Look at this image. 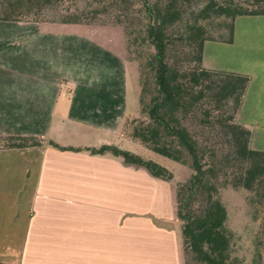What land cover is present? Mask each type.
Listing matches in <instances>:
<instances>
[{
    "label": "crops",
    "instance_id": "crops-1",
    "mask_svg": "<svg viewBox=\"0 0 264 264\" xmlns=\"http://www.w3.org/2000/svg\"><path fill=\"white\" fill-rule=\"evenodd\" d=\"M115 27L0 19V134L39 140L0 146L2 263L181 264L166 180L109 152L47 143L136 152L120 133L137 85ZM201 62L249 75L234 118L264 149V13L235 15L231 40L205 39Z\"/></svg>",
    "mask_w": 264,
    "mask_h": 264
},
{
    "label": "trees",
    "instance_id": "trees-1",
    "mask_svg": "<svg viewBox=\"0 0 264 264\" xmlns=\"http://www.w3.org/2000/svg\"><path fill=\"white\" fill-rule=\"evenodd\" d=\"M58 1L0 0V19H41L40 12ZM189 2L82 0L78 5L58 6L56 20L92 22L100 13L113 11V21L122 27L123 47L136 60L138 70L137 111L123 118L120 133L191 170L173 186L181 264H236L233 233L226 226L218 190L225 185L244 188L249 205L263 212L264 236V149L250 147V128L234 118L249 75L206 67L201 51L205 39L230 41L233 17L264 13V0H200L194 7ZM220 16L228 19L227 34L214 37L208 34L207 23ZM189 119L196 129L189 126ZM216 134L228 148L220 155L210 140ZM47 143L109 152L154 177L168 180L172 176L163 165L114 144L75 147L50 139ZM33 144H39L35 136L0 134V146Z\"/></svg>",
    "mask_w": 264,
    "mask_h": 264
},
{
    "label": "rangeland",
    "instance_id": "rangeland-1",
    "mask_svg": "<svg viewBox=\"0 0 264 264\" xmlns=\"http://www.w3.org/2000/svg\"><path fill=\"white\" fill-rule=\"evenodd\" d=\"M81 1L82 0H59L54 4L52 3L48 8L40 12L39 18H41V20H56L59 18V15L56 11V9L59 8L58 6H72V4L78 5L77 3ZM199 2L200 0H190L189 6L194 7L199 4ZM112 12V10H106L103 13H100L99 17L94 18L95 21L84 23L115 25L116 29L121 28L122 30L121 24L113 21V17L110 15ZM227 23L228 19L223 16L209 19L207 23L208 34L214 37L226 35ZM122 57L124 63L127 65L130 75L135 80L138 91L137 62L134 58H132L130 53L125 51L124 47L122 48ZM188 123L191 128L196 129L197 124L193 122L192 119H189ZM203 132L211 136V134L206 130H203ZM210 140L216 143L215 145L217 146L218 155L228 151L225 140L221 137V135L219 136V134H216L213 138H210ZM130 142L132 144L131 147H134L136 150L135 153L143 156L144 158H149L171 171V178L166 180V186H168L170 197V201L168 200L167 202H171L169 203V206L173 203L172 207L175 210L173 200L174 183L187 178L191 171L190 168L185 164L179 163L169 157L145 147L136 140H131ZM218 195L225 206L226 226L233 233L232 254L235 255L236 264H264V236L261 232L262 210L253 209L252 206L249 205L247 202V192L242 187H232L230 185H225L219 188ZM169 206L166 208L168 209ZM167 220L169 221V219ZM176 220L177 223H179L177 216ZM256 247H258L260 252L259 258H257L255 254Z\"/></svg>",
    "mask_w": 264,
    "mask_h": 264
}]
</instances>
